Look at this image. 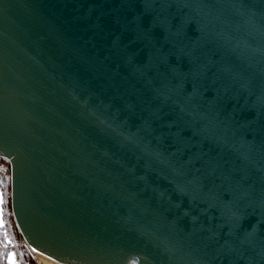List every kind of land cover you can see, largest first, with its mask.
I'll return each instance as SVG.
<instances>
[{
	"label": "water",
	"instance_id": "water-1",
	"mask_svg": "<svg viewBox=\"0 0 264 264\" xmlns=\"http://www.w3.org/2000/svg\"><path fill=\"white\" fill-rule=\"evenodd\" d=\"M0 157L62 264H264V0H0Z\"/></svg>",
	"mask_w": 264,
	"mask_h": 264
},
{
	"label": "built area",
	"instance_id": "built-area-1",
	"mask_svg": "<svg viewBox=\"0 0 264 264\" xmlns=\"http://www.w3.org/2000/svg\"><path fill=\"white\" fill-rule=\"evenodd\" d=\"M0 191L4 214L0 215V264H44L27 241L12 209V174L7 159L0 157Z\"/></svg>",
	"mask_w": 264,
	"mask_h": 264
},
{
	"label": "bare ground",
	"instance_id": "bare-ground-1",
	"mask_svg": "<svg viewBox=\"0 0 264 264\" xmlns=\"http://www.w3.org/2000/svg\"><path fill=\"white\" fill-rule=\"evenodd\" d=\"M38 257L44 264H62L40 254H38Z\"/></svg>",
	"mask_w": 264,
	"mask_h": 264
},
{
	"label": "rangeland",
	"instance_id": "rangeland-1",
	"mask_svg": "<svg viewBox=\"0 0 264 264\" xmlns=\"http://www.w3.org/2000/svg\"><path fill=\"white\" fill-rule=\"evenodd\" d=\"M4 214V207H3V198L0 191V215Z\"/></svg>",
	"mask_w": 264,
	"mask_h": 264
}]
</instances>
